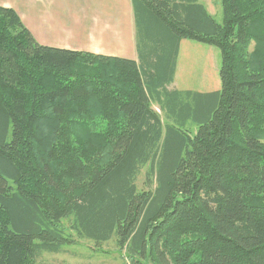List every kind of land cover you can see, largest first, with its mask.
Masks as SVG:
<instances>
[{
	"label": "trees",
	"instance_id": "obj_1",
	"mask_svg": "<svg viewBox=\"0 0 264 264\" xmlns=\"http://www.w3.org/2000/svg\"><path fill=\"white\" fill-rule=\"evenodd\" d=\"M221 2L218 23L200 0H134L141 63L42 45L0 5V264L83 239L128 264H264V0ZM189 39L221 50L222 87L168 88ZM89 103L121 119L73 139Z\"/></svg>",
	"mask_w": 264,
	"mask_h": 264
},
{
	"label": "crops",
	"instance_id": "obj_2",
	"mask_svg": "<svg viewBox=\"0 0 264 264\" xmlns=\"http://www.w3.org/2000/svg\"><path fill=\"white\" fill-rule=\"evenodd\" d=\"M0 5L16 10L42 45L141 63L145 46L139 36L134 0H0ZM205 5L213 14L214 6ZM209 62L219 67L212 55Z\"/></svg>",
	"mask_w": 264,
	"mask_h": 264
},
{
	"label": "rangeland",
	"instance_id": "obj_3",
	"mask_svg": "<svg viewBox=\"0 0 264 264\" xmlns=\"http://www.w3.org/2000/svg\"><path fill=\"white\" fill-rule=\"evenodd\" d=\"M203 2H205L210 9L214 6V10L211 11L213 14L211 15L214 16L218 23H221L224 18L221 0H203ZM262 21L263 20L260 18L254 19L253 24H251L252 31L254 32L252 36H260L259 33H261L260 31H262L264 27ZM24 25L31 33L28 26L25 23ZM253 26H255L254 30ZM34 38L36 39V37ZM256 45L257 41L253 38L249 46H247L246 52H248V54L253 53L257 50ZM257 46L261 48L260 44ZM211 55L215 58V61L220 67L222 63L221 50H219L217 46L191 39L186 40L180 48L177 77L175 82L170 85V88L203 91L206 90L207 84L211 85V83H209L210 77H213L215 80L213 85L218 83V85L222 87L219 67L215 68V66H211V63L209 62ZM110 73L115 76L113 72ZM113 76H108V78L114 83V81L116 82V78ZM110 92L119 93V90L114 91L110 88ZM121 93L122 91H120L119 94ZM95 103H99L98 100L95 101ZM114 108L117 110L115 106ZM151 108L159 114L164 123H166V121H170L166 118L168 114L167 111L161 109L157 102L152 103ZM115 109L107 113L104 110H101V108H95V106L91 103L88 104V108L85 110H81V108L77 110L74 108L70 114L73 119L76 114L79 115V118L74 119V124L68 125L71 131L70 136L73 135V139H77L79 134H84L86 130L89 129L97 138L104 139V137L108 134V130L113 128V120L116 121L121 119V116L117 114ZM121 124L122 122L115 125L121 127ZM52 126L58 127V125L50 122L45 126V128L50 131ZM197 128L198 125L190 123L186 128H184V130L193 134L197 131ZM142 172V175L138 178V184L141 188H143L142 183L144 182L146 173L145 170ZM36 264H128V259L126 261L125 257L122 256V251L118 248L115 240L103 243L102 246L98 247L92 240L83 239L75 242L74 244L67 245L66 252L64 253L56 255L44 254V256H42Z\"/></svg>",
	"mask_w": 264,
	"mask_h": 264
}]
</instances>
